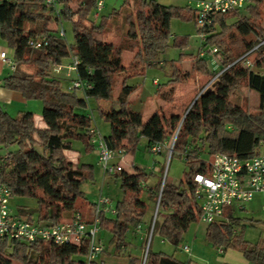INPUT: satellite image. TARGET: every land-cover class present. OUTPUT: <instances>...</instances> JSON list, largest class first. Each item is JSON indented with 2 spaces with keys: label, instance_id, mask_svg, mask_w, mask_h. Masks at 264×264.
Here are the masks:
<instances>
[{
  "label": "trees",
  "instance_id": "obj_1",
  "mask_svg": "<svg viewBox=\"0 0 264 264\" xmlns=\"http://www.w3.org/2000/svg\"><path fill=\"white\" fill-rule=\"evenodd\" d=\"M62 4L63 12L56 17L43 0H0V39L13 51L16 63L14 71L2 79L1 87L20 94L26 101H39L45 125L43 129L36 127L30 112H19L13 117L0 106V185L7 187L12 198L36 201V220L23 210L15 213L19 218L50 227L68 221L78 211L89 223L94 204L80 210L77 200H84L81 185L93 177V166L70 162L64 151H70L74 141L82 143L85 154L95 150L88 133L95 124L94 116L92 123L86 113L91 100L97 106L94 111L99 118L109 124V135L103 138L114 157H119L121 151L133 152L141 138L146 140V149L150 151L158 143L171 141L176 133L171 155L183 158L187 171L176 185L165 181L161 186L158 177L146 193L154 201L159 197L152 236L157 235L177 248L189 225L201 218L193 197V177L207 175L209 161L216 154L248 159L260 153L264 144V49L251 57V70L234 63L258 39H264L261 25L264 0H246L243 9L214 18V29L207 33L201 47L217 50L222 59L219 71L212 70L207 58L199 53L195 58L185 55L194 60L189 70L183 69L182 58L170 62L166 82L169 88L165 90L171 97L177 84L194 79V75L201 80L207 78L202 90L224 71L182 116H167L158 109L145 122L141 113L128 105V97L136 86H128L126 81L142 77L147 68L157 65L159 56L168 49L170 21L175 17L195 21V11H190L191 16L187 17L184 10L154 0H124L118 10L107 16L101 14L100 23L96 24L89 18L95 0H86L84 4L79 0H62ZM75 16L78 20L73 22ZM230 19L234 21L229 23ZM62 21L72 22V44L59 38L57 29L50 28ZM117 29L125 43L115 45L103 39ZM40 35L47 36V45L40 49L29 47L30 38ZM135 46L131 63L123 67L122 52H131ZM72 56L78 59V65L70 78L52 74V63L66 65ZM22 67L30 68L31 72L22 71ZM75 78L90 88L84 92L70 89ZM117 82L120 89L115 97ZM242 85L258 94V105L252 110L240 105L241 98L236 93ZM160 87L156 94H161ZM101 101L109 102L106 110L98 106ZM150 176L142 169H135L132 174L125 171L112 174L119 181L121 198L115 203L113 218L101 216L99 231L109 232L114 253L125 245L127 233L142 224L146 211L142 184ZM227 209L224 211L227 222L207 227L206 234L213 247L236 249L249 264H264V242L250 245L241 234H235L241 221ZM88 245L85 239L78 245L55 246L0 238V264H86ZM141 262L140 257L128 256L126 264ZM144 264L191 263L153 252L149 245Z\"/></svg>",
  "mask_w": 264,
  "mask_h": 264
},
{
  "label": "built area",
  "instance_id": "obj_2",
  "mask_svg": "<svg viewBox=\"0 0 264 264\" xmlns=\"http://www.w3.org/2000/svg\"><path fill=\"white\" fill-rule=\"evenodd\" d=\"M44 5L52 11L56 17H60L63 7L60 0H43ZM105 0H95L92 9V18L99 19L104 8ZM246 0H196L194 5L195 24L198 27L201 46L205 42L207 33L214 29V18L219 15H227L244 8ZM76 22V19H73ZM59 22L57 36L65 40V31ZM48 38L40 35L36 38H30L28 45L32 49H40L47 45ZM201 47L200 57L209 55L210 61L215 66L221 67L222 59L217 54L215 48ZM261 49H264V39H258L249 51L239 57L234 63H240L245 69H252L251 57L256 55ZM0 61L12 72L16 63L13 57V51L0 52ZM233 63V64H234ZM160 64V63H159ZM210 64V63H209ZM78 65V59L75 56L70 58L67 65L52 63L50 70L55 76L64 75L69 77L74 74ZM216 67H212L215 70ZM224 71V70H223ZM220 71L213 77L199 92L200 94L211 86L212 82L223 72ZM157 80L153 84H157ZM90 86L84 85L80 79L75 78L70 83V89H78L84 92ZM87 118L93 123L92 113H88ZM91 137L90 143L95 146L98 152V162L104 175H112L123 171L120 165H114L111 162L114 155L109 151L103 136L93 124L88 130ZM176 138V133L169 142L158 143L150 150L154 155H159L164 151L171 156L172 147ZM126 152L121 151L119 159L122 160ZM194 191L193 197L198 204L201 212L200 220L207 225L216 223L220 220L227 208L243 210L255 195L264 197V153H258L248 159H239L224 154H216L209 161V172L207 175L196 174L193 177ZM11 192L5 185H0V238H8L24 243L44 242L55 246L66 244L78 245L83 239L89 241L86 264H91L97 256L103 253L104 246L97 240L96 235L100 227L101 216H114L115 208L112 206V200L108 196L99 195L94 203L89 223L81 212H75L72 217L63 223L55 226H44L35 222L19 218L9 206ZM158 206L153 215L152 226L156 220ZM139 229V226L137 227ZM153 228H150V231ZM147 241V240H146ZM148 244L143 252V261L145 260ZM182 251L190 253L189 247L183 246Z\"/></svg>",
  "mask_w": 264,
  "mask_h": 264
},
{
  "label": "rangeland",
  "instance_id": "obj_3",
  "mask_svg": "<svg viewBox=\"0 0 264 264\" xmlns=\"http://www.w3.org/2000/svg\"><path fill=\"white\" fill-rule=\"evenodd\" d=\"M62 2V0H60ZM124 0H105L104 7L102 11V16H107L110 14L113 10H118L120 6L123 4ZM115 4V5H113ZM63 6V4L61 3ZM91 21H93L96 24L100 23V18L94 20L92 18V13L90 15ZM62 27L65 31L66 39L65 41L68 44H72L74 41V35L72 32V22L69 21H62ZM262 27H264V20L261 21ZM199 32L198 27L196 26L195 22L190 20H184L181 18H173L170 21L169 25V37L167 40L168 49L164 54L159 56L158 61L156 63H160L154 67L147 68L148 71L146 76L142 77H135L133 79H129L126 82V85L128 86H138L140 89H142L143 93L146 97L143 99L140 98L135 103L133 102L130 104V108L132 110L138 111L141 113L143 117V121L145 122L150 115L157 111L158 108H160L157 104L158 101H156L158 98H156L155 89L156 87L153 86L152 81L157 79L159 85H163L166 83L169 79V77L165 74V72L169 69V65L171 61H177L180 58H185V53L190 54L192 57L195 58V56L198 54L201 48V43L199 39ZM103 39H107L110 42H112L115 45H119L123 43L126 39L122 38L120 36L119 30H113L111 35L109 36H103ZM125 43V42H124ZM137 44V42H135ZM179 44H182V46H178ZM137 50V47L135 46L133 51L130 53L134 54ZM208 48L206 47L204 51H207ZM207 62L209 59V55L206 53ZM127 58L124 57L123 59V66L126 65ZM194 62V60L185 59L184 63L182 64V67L184 70H189L191 63ZM221 67H216L215 70L219 71ZM22 71H25L27 73L31 72V69L28 67H22ZM194 79H199L198 87L192 90L190 92V88L192 89L194 87ZM194 79L187 80L181 84H177V87L174 91V96L180 97L178 99L170 98L168 100L167 98L171 97L168 95L167 90H161V95L164 97L165 104L162 106V110L166 113L168 116L170 113H179L180 116L185 113L186 109L193 103L194 99H197V96L201 90V86L203 83L207 80L206 79H200L198 75H194ZM200 80L202 82H200ZM208 88H211L209 86ZM120 89V83L117 82L115 84V91L114 96L116 97L118 94V91ZM237 96H239L240 105L243 106L246 110H252L258 105V94L255 92H250L247 90V88L242 85L237 91ZM199 97V96H198ZM238 99V100H239ZM195 102V101H194ZM233 103H236L235 98L232 100ZM105 106V104H104ZM2 107V105H1ZM10 108V109H8ZM2 107V109L7 112L10 116H15L17 112H30V113H37L40 112L42 105L39 101H24V103H13L11 107ZM92 114L94 112V108H92ZM78 112V111H77ZM88 111L86 110V113ZM94 122L97 125V128L100 132V134L103 137H107L109 135V125L107 122L101 120L97 113L93 114ZM73 149L78 150L77 144L78 141L73 142ZM146 140L144 138H141L131 155L135 154V160L138 166H140L142 169H150L153 168L154 165L160 168V173L158 174V177L161 180V186L162 184L166 182H170L173 178L172 173L174 170H176L177 174L180 175V179L182 177V174L184 171H187L186 165L184 163L183 158L178 157L176 155H171L168 157V152L164 151L163 153V162L160 163L159 159L157 157H154L153 153L151 151L146 152ZM79 152V151H78ZM260 153H264V144L261 145L259 149ZM82 155V161L81 162H87L91 164L94 168L93 170V177L91 179H88L84 181L81 185V191L84 195V200L78 199L77 204L78 208L86 209L89 204L93 203L97 200L99 195L108 196L113 202H116L121 197V192L119 190V181L112 178V175H105L103 176V171L101 169V165L98 162V152L95 149L94 152L91 154H85L83 151H81ZM206 159V157H205ZM204 159V160H205ZM159 161V163H157ZM156 162V164H155ZM112 163L113 161L109 162L108 164ZM111 176V177H110ZM105 177V178H104ZM179 178V177H178ZM178 179V180H180ZM158 200V198H157ZM157 200L154 201L151 198H148L145 191H143V202L146 205V211L142 220V223H144L148 229L146 233L145 238V244L144 249L140 253V258L142 260L141 264H144L143 261V252L145 250L146 245L151 246V249H153L156 242H158V238L156 235L152 236V230L150 231V228L154 227V224L152 226L153 222V215L157 208ZM10 208L15 211L16 213L19 210H23L24 212H30L32 215V219L36 220L37 218V211L36 206L37 203L34 199L27 198V197H13L10 199L9 202ZM238 213V217L240 219V225L236 228L237 233L241 234V237L244 241H246L250 245H254L257 243L264 242V210L259 211L256 215L253 216V220L250 219V215H245L241 212ZM248 218V219H247ZM156 221V220H155ZM158 221V220H157ZM208 225L202 222L200 219H197V221L192 222L190 224L189 230L185 232V234L182 236V240L179 244V246L175 249L174 254L175 258L179 261H188L191 259L192 261H219L220 257L216 253V249L213 247L212 242L208 238L206 234ZM101 239L102 243L104 244V247H106L107 251H111L112 245L109 244L110 240V234L106 229H102L101 231H98L96 235V241L98 239ZM147 240V241H146ZM184 245H187L192 250V256L184 253L182 251V247ZM167 247V246H166ZM114 251V250H113ZM112 251V252H113ZM128 253H131V249L128 248L125 251L122 252V256L126 257ZM108 255V254H105ZM94 263L99 264L97 261H94ZM200 264H203L199 262Z\"/></svg>",
  "mask_w": 264,
  "mask_h": 264
},
{
  "label": "crops",
  "instance_id": "obj_4",
  "mask_svg": "<svg viewBox=\"0 0 264 264\" xmlns=\"http://www.w3.org/2000/svg\"><path fill=\"white\" fill-rule=\"evenodd\" d=\"M75 1V0H74ZM81 4H84L86 2V0H79ZM115 0H113L114 2ZM155 2H157L158 4L160 5H163V6H172V7H176V8H179V9H182L184 10L185 12H187V17L191 16V14L189 13L190 11L193 12L194 11V5H195V1L196 0H154ZM111 2V0H110ZM105 5V4H104ZM115 5V4H113ZM63 7V6H62ZM104 9H106V7H104ZM92 11L90 12V15H91ZM89 15V18L91 19ZM76 19V21L78 20V18L75 16L74 17ZM73 18V19H74ZM73 21V20H72ZM194 21V20H193ZM234 19H230L228 22L231 23L233 22ZM195 22V21H194ZM50 28L52 30H55V29H58L59 28V23L57 25H51ZM65 39H66V35H65ZM105 40V39H104ZM2 51H6V52H10L11 50L9 48H7L5 46V44L1 41L0 39V52ZM199 53V52H198ZM184 55L186 56H191L190 54H187L185 53ZM133 56L134 54L130 53L129 51H123L122 54H121V58H122V64H123V59L124 57L127 58V62H126V65L123 66L125 68H127L129 66V64L131 63L132 59H133ZM197 56V55H196ZM195 56V57H196ZM194 58V57H192ZM185 59H189V58H183L181 60V64L184 63V60ZM191 60V59H190ZM210 61V58L208 59V62ZM210 64V67H217L215 66V64H213L212 62H209ZM67 65V64H66ZM147 70H145L144 72V75L143 76H146L147 74ZM169 69L165 72V74L169 77ZM11 74V71L8 69V67H6L5 65H3L0 61V106L2 105V107L6 106L7 108L8 107H11L13 105V103H24V101H26L25 99H23L21 97L20 94L18 93H15V92H10L4 88L1 87V81L4 77H7ZM133 79V78H131ZM129 80V79H128ZM157 80V79H156ZM198 80V79H197ZM195 80L194 81V87L191 89L190 88V92H192V90H194L195 88L198 87V81ZM154 81V80H153ZM153 81H152V84H153ZM127 82V81H126ZM164 85V86H163ZM163 85H159V83L157 82L156 85L153 84V86L156 87L155 91L157 90V88L159 86H162L159 88V90H165L167 88H169V86L167 85V83H164ZM167 85V86H166ZM177 85L175 86V89H176ZM174 89V91H175ZM146 97L145 94L143 93L142 89H140L138 86H136V89L131 93V95L128 97V105L130 107V104H132L133 102L135 103L136 101H138L140 98H144ZM156 98H158L156 101H158L157 104H159L158 106L160 108L158 109H162V106L165 104V101L163 100V98L161 97V94H156ZM174 98V99H178L180 97H176L174 96V94L172 95L171 99ZM105 104V106H104ZM108 105H109V102H106V101H101L100 104L98 105L102 110H106L108 108ZM96 104L93 102V101H89V110H87V114L88 113H92L91 112V109L92 108H96ZM10 109V108H8ZM42 110V108H41ZM41 110H39L40 112H38L37 110V113H33V117H34V121H35V125L36 127L40 128V129H43L45 128V125L44 123L42 122V119H41ZM135 111V110H134ZM138 112V111H136ZM19 112H17L15 114V116L18 114ZM96 112L94 111L93 114H95ZM171 114H177V115H180L179 113H170L169 115ZM13 116V117H15ZM95 117V116H94ZM102 120V119H101ZM104 121V120H103ZM106 122V121H105ZM95 123V122H94ZM95 127L97 128V125L94 124ZM109 125V124H108ZM98 129V128H97ZM99 131V130H98ZM79 144H77V148L78 150H74L73 149V142H72V146H71V150L70 151H64V155L65 157L72 163L74 164H77L78 162H81L82 161V155H81V151L84 152V148H83V145L82 143L78 142ZM146 152H148L147 149H145ZM79 151V152H78ZM94 152V151H93ZM134 152V151H133ZM131 152V153H133ZM130 152H126L123 159L120 160L119 157L115 156L113 158V164L114 165H120L122 168H123V171L129 173V174H132L134 173L135 169H142L140 166L137 165L136 163V160H135V154L131 155ZM163 153L162 152L161 154L159 155H153L154 157H157L161 162H163ZM88 155V154H87ZM159 161H157V163H159ZM81 163H86V164H89L87 162H81ZM156 164V162H155ZM91 165V164H90ZM94 170V168H93ZM144 170L146 173L150 174L151 176L149 177V179L144 183L142 184V188L143 190L145 191V193L147 192V189L148 187H151L155 184V182L157 181L158 179V174L160 173V168L157 167L156 165L153 166V168H150V169H142ZM172 177L175 178V179H172L170 181V183L172 185H176L178 183V179H180V175L177 174L176 170L173 171L172 173ZM105 176V175H103ZM179 177V178H178ZM105 178V177H104ZM113 178V177H112ZM147 195V193H146ZM148 197V196H147ZM121 198V197H120ZM119 198V199H120ZM149 198V197H148ZM98 199V198H97ZM118 199V200H119ZM142 199H143V195H142ZM117 201V200H116ZM96 201H94L92 204H94ZM115 203L116 202H113L112 201V206L115 208ZM264 210V197H261L260 195H255L254 198L249 202L247 203L245 206H244V209L243 210H236V209H227L226 211L227 212H230L231 213V216L234 217V218H238V213L236 212H241V213H244L245 215H250V219H254L253 216L256 215L259 211H262ZM86 211V210H85ZM14 213H16L15 211H13ZM107 218H113V216H107ZM248 219V218H247ZM161 222V220H160ZM218 223L220 222H227L226 218H225V214L223 215V217L217 221ZM190 227V225H189ZM189 227L187 229V231L189 230ZM147 229L148 227L142 223L140 226H139V229H133L131 231H129L126 235V242H125V245L121 247V250L119 253H114L113 251V247L111 249V251H107L106 250V247H104V252L102 254H100L99 256H97V258L95 259V261H97L99 264H126L127 262V257L128 256H132V257H139L140 256V253L141 251L144 249V244H145V238H146V233L147 232ZM101 231V230H100ZM186 231V232H187ZM234 233L237 234V231H236V228L234 230ZM157 236V235H156ZM158 242L155 243L153 249H151L153 252H156V253H164L166 255H173L175 257V254H174V251H175V247L170 245L169 243L161 240L158 236ZM98 241L104 246V244L102 243L101 239L99 238ZM167 246V247H166ZM184 246H187V245H184ZM188 247V246H187ZM130 248L131 249V253H128L126 257H123L122 256V252L125 251L126 249ZM216 249V253L218 254V256L220 257V260L219 261H192L191 259H189L188 261L191 263V264H200L199 262L203 263V264H249L242 256L241 252H239L238 250L236 249H227V250H223L221 248H215ZM189 250H190V253L188 255H191L192 256V250L191 248L189 247ZM113 251V252H112ZM105 254H108V255H105Z\"/></svg>",
  "mask_w": 264,
  "mask_h": 264
},
{
  "label": "water",
  "instance_id": "obj_5",
  "mask_svg": "<svg viewBox=\"0 0 264 264\" xmlns=\"http://www.w3.org/2000/svg\"><path fill=\"white\" fill-rule=\"evenodd\" d=\"M200 95V93L198 94V96ZM198 96H197V98H198ZM196 99H194V101H195ZM193 101V102H194ZM192 105V104H191ZM191 105L188 107V109L191 107ZM158 202H159V197H158V200H157V206H158Z\"/></svg>",
  "mask_w": 264,
  "mask_h": 264
}]
</instances>
